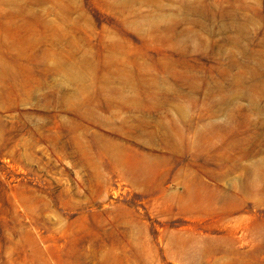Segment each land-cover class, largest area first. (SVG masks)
<instances>
[{"label":"rangeland","instance_id":"374dc122","mask_svg":"<svg viewBox=\"0 0 264 264\" xmlns=\"http://www.w3.org/2000/svg\"><path fill=\"white\" fill-rule=\"evenodd\" d=\"M0 264H264V0H0Z\"/></svg>","mask_w":264,"mask_h":264}]
</instances>
